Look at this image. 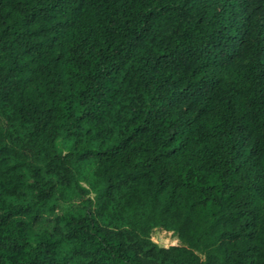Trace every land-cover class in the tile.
Masks as SVG:
<instances>
[{"label": "trees", "instance_id": "obj_1", "mask_svg": "<svg viewBox=\"0 0 264 264\" xmlns=\"http://www.w3.org/2000/svg\"><path fill=\"white\" fill-rule=\"evenodd\" d=\"M0 264H264V0H0Z\"/></svg>", "mask_w": 264, "mask_h": 264}, {"label": "rangeland", "instance_id": "obj_2", "mask_svg": "<svg viewBox=\"0 0 264 264\" xmlns=\"http://www.w3.org/2000/svg\"><path fill=\"white\" fill-rule=\"evenodd\" d=\"M151 239L158 246L169 247L171 245H177L178 241L171 232L156 229L151 234Z\"/></svg>", "mask_w": 264, "mask_h": 264}]
</instances>
